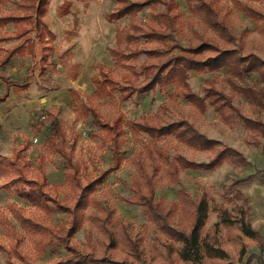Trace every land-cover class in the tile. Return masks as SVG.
Returning <instances> with one entry per match:
<instances>
[{
  "label": "rangeland",
  "instance_id": "rangeland-1",
  "mask_svg": "<svg viewBox=\"0 0 264 264\" xmlns=\"http://www.w3.org/2000/svg\"><path fill=\"white\" fill-rule=\"evenodd\" d=\"M63 1L46 0L43 12L34 15L41 22L42 32L43 26L53 32L52 38L45 35L40 40L34 23L26 20L9 22L1 27L8 38H0V45L10 47L17 43L20 40L17 33L27 29L34 41V53L15 55L7 65L0 67V71L14 83L8 88L7 97L0 102V153L8 156L14 149L20 150L27 164L28 177L45 174L49 184L61 186L59 197L68 199L64 162L45 142V137L51 133L48 113H55L61 122L67 151L86 166L85 173L92 175L108 168L112 158L107 133L93 121L88 109L95 110L102 120L107 121L120 115L126 133L123 160L98 183L94 197L112 211L111 223L118 237L124 234L135 242L137 251L147 262L168 263L162 245L163 235L140 205L126 200L133 194L131 177L135 172V159L139 151L144 155L140 144L148 139L142 133L139 142L133 141L128 122L149 115L158 123L186 119L207 137L218 140L220 145L234 147L250 163L258 166L264 163V137L257 136V139L254 131L237 118L223 119L209 103L200 110L183 95L175 93L171 85L155 87L121 100L118 87L143 78L141 64L160 58V44L141 36L134 41L126 39L121 29L128 26L129 16L109 20L108 13L122 0H68V9L61 5ZM174 1L180 17L176 35L180 45L210 38L221 47H236L241 54L253 53L264 60V0H213L218 16L227 22L234 36L233 43L213 35L209 25L188 8L185 0ZM243 5L259 11L261 17H250L242 9ZM13 9L11 1L0 0V15ZM162 11H165L163 4L154 1L137 12L134 20L144 27ZM116 47L121 51L119 62H115L116 57L110 51ZM98 64L117 82L116 89H108L99 81ZM188 83L199 95L213 86L230 98L241 114L264 122V69L258 67L241 72L239 66L229 68L224 65L216 71H189ZM5 89L4 81L0 80V94ZM42 114L46 117L41 118ZM38 119L44 120L40 131L34 127ZM35 137L36 141L33 140ZM158 145L166 147L171 154L180 153L195 161H206L209 156L208 151H198L170 136L158 139ZM156 180L154 199L164 209H171L175 225L185 229L190 227L188 203L178 196L180 187L192 199L201 193L209 198L205 232H213V223L220 220L221 212L231 219L230 224L222 225L219 230L220 244L229 256L226 259L204 257L198 264H225L228 261L264 264V176L252 167L225 161L212 170L183 169L178 173L179 182H171L163 172ZM11 203L58 235H62L67 226L65 213L59 210L45 213L31 206L0 178V264H50L67 255V250L56 237L52 240L46 235L38 242V237L27 235L12 217ZM3 218L9 219L14 226L22 258L10 250L12 240L2 224ZM241 218L259 233L261 241L240 231L238 219ZM119 241L116 248L107 249L102 234L87 219L73 235V244L80 249L93 251L97 256L110 254L118 259L129 249L122 238ZM175 263L193 264L177 259Z\"/></svg>",
  "mask_w": 264,
  "mask_h": 264
},
{
  "label": "trees",
  "instance_id": "trees-1",
  "mask_svg": "<svg viewBox=\"0 0 264 264\" xmlns=\"http://www.w3.org/2000/svg\"><path fill=\"white\" fill-rule=\"evenodd\" d=\"M5 1H11L14 4V9L12 12L0 15L1 39L8 38L5 31H1V27L9 22L15 23L20 20L34 23L35 28L39 31L37 36L40 40H43L45 35H49L50 38L54 37L53 32L46 26H43L44 32H42L40 20L34 17V15L43 12V5L46 0ZM154 1L161 2L165 11L156 14L153 21L144 27L137 24L134 20L137 12ZM185 2L193 13L200 15L204 22L209 25L213 35L222 38L227 43L235 41L227 22L218 16L217 7L213 0H185ZM61 5L68 9L70 2L64 0ZM242 9L252 18L261 17V13L249 5H243ZM125 15L130 17L128 26L121 29L126 39L134 41L137 36H141L158 42L161 48V56L155 61L141 64L143 78L139 82L130 80L118 87L121 100H126L133 94L146 93L155 87L165 88L171 85L175 93L183 95L186 100L200 110H204L209 103L223 119L235 120L234 118H237L238 121L254 131V136L257 139L260 136L264 137V122L262 120L241 114L232 105L231 99L213 86L207 88L203 95H199L191 90L188 83L189 71H216L224 65H228L229 68L239 66L241 72H249L258 67L262 70L264 69L263 59L253 53L241 54L236 47H221L216 40L210 38L188 43L185 46L180 45L176 40L180 17L174 0H122L116 8L108 13V18L115 20ZM17 35L20 39L17 43L10 47L0 45V67L7 65L15 55L23 56L34 53V41L29 36L28 30L22 29ZM110 51L112 56L116 57L115 62H119L120 49L116 47ZM98 66L99 81L105 84L108 89H116L117 82L109 77L101 64ZM0 80L4 81L6 87L5 91L0 94V102H3L7 97L8 88L14 83L1 71ZM88 110L91 111L93 121L106 131L112 158L108 168L100 169L95 175L85 173L86 166L74 159L73 155L67 151L65 132L55 113L51 112L47 115L50 119L51 133L45 137V142L64 162V184L68 188V199L59 197L61 186L56 183L49 184L45 174H40L37 178L28 177L27 164L20 150L14 149L8 156L0 153V178L5 180V184L10 186L18 197L45 213H51L54 210L65 213L67 226L63 229L62 235L49 230L44 224L28 216L21 207L14 203L9 204L11 215L27 235L33 238L38 237V242H41L40 239L46 235L52 240H55L56 237L61 242L68 253L50 264H154L147 262L139 254L136 243L131 241L128 236L124 234L121 237L117 236L111 223L112 211L105 208L94 197L93 192L98 183L103 181L112 170L120 166L123 160L126 133L120 115L111 121H107L102 120L95 110L91 108ZM42 121L44 120H37V125L34 126L36 131H40ZM128 128L133 141L136 143L139 142L142 133L147 135L148 139L140 144V150L144 152V155L142 156L139 151L140 156L138 155V158L135 159V172L131 177L133 194L132 198H126V200L140 205L150 222L163 235L162 245L169 262H162L161 264H176L175 259L183 262L189 261L193 264L200 263L204 257L226 259L229 254L220 244L219 230L222 225L230 224L231 219L224 212H221L220 220L213 223V232H205L209 198L205 193H201L192 199L180 187L178 196L179 199L188 203L190 227L185 229L175 225L171 209H164L154 199L157 176L163 172L171 182H179L178 173L183 169L212 170L225 161L252 167L256 173L264 176V163L260 166L253 165L240 151L232 146L220 145L218 140L207 137L191 122L183 118L158 123L150 115L142 116L130 120ZM169 136L198 151H208V159L195 161L180 153H169L166 147L158 145V139ZM262 148L264 150V145ZM86 219L102 234L107 249L116 248L120 238H122L124 244L129 246L126 255L120 259L110 254L97 256L93 251L80 249L74 245L73 235ZM238 223L240 231L245 236L255 238L258 242L261 241L259 233L249 223L244 222L242 218L238 219ZM2 224L12 240L10 250L17 257L22 258L18 250L20 240L14 231V226L6 218H3ZM122 227L124 228V226ZM25 264L31 263L26 262ZM225 264L233 263L228 261Z\"/></svg>",
  "mask_w": 264,
  "mask_h": 264
},
{
  "label": "built area",
  "instance_id": "built-area-1",
  "mask_svg": "<svg viewBox=\"0 0 264 264\" xmlns=\"http://www.w3.org/2000/svg\"><path fill=\"white\" fill-rule=\"evenodd\" d=\"M41 118H45V114H42V115H41ZM33 140L36 141L37 138L35 137Z\"/></svg>",
  "mask_w": 264,
  "mask_h": 264
}]
</instances>
